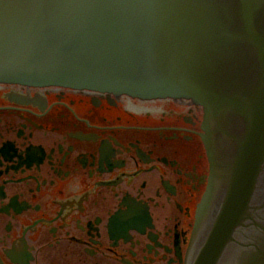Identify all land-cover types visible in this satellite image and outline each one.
<instances>
[{
    "label": "flooded vegetation",
    "instance_id": "1",
    "mask_svg": "<svg viewBox=\"0 0 264 264\" xmlns=\"http://www.w3.org/2000/svg\"><path fill=\"white\" fill-rule=\"evenodd\" d=\"M203 122L190 99L0 83V264H243L256 229L217 226L223 182L205 203Z\"/></svg>",
    "mask_w": 264,
    "mask_h": 264
},
{
    "label": "water",
    "instance_id": "2",
    "mask_svg": "<svg viewBox=\"0 0 264 264\" xmlns=\"http://www.w3.org/2000/svg\"><path fill=\"white\" fill-rule=\"evenodd\" d=\"M0 82L203 106L205 203L223 182L217 226L255 228L240 259L264 264V0H0Z\"/></svg>",
    "mask_w": 264,
    "mask_h": 264
}]
</instances>
